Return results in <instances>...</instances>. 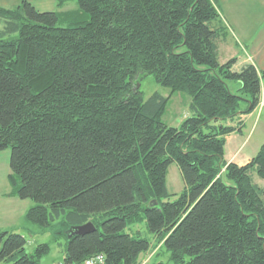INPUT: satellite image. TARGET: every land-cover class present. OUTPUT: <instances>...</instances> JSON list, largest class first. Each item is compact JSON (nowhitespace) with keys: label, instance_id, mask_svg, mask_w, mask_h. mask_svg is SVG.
<instances>
[{"label":"trees","instance_id":"1","mask_svg":"<svg viewBox=\"0 0 264 264\" xmlns=\"http://www.w3.org/2000/svg\"><path fill=\"white\" fill-rule=\"evenodd\" d=\"M67 1L77 8L0 6V150L10 149L11 194L34 203L27 220L61 225L67 262L100 253L105 264H140L158 247L173 264H264V142L246 163L224 159L225 136L260 104L264 68L220 63L215 0L57 8ZM149 73L167 96L143 97ZM178 92L189 114L173 126L161 116ZM172 163L185 186L170 200ZM88 221L94 231L68 234ZM26 244L0 228V261L41 264L50 253Z\"/></svg>","mask_w":264,"mask_h":264},{"label":"rangeland","instance_id":"2","mask_svg":"<svg viewBox=\"0 0 264 264\" xmlns=\"http://www.w3.org/2000/svg\"><path fill=\"white\" fill-rule=\"evenodd\" d=\"M247 1H252L254 4L258 1L264 3L262 0H246V2ZM261 10L264 16V6ZM3 25V21L0 19V28H2ZM238 33L239 31L236 27L234 28L228 25V35L230 36V39L233 40L234 46L240 52H242V44L245 39ZM232 35L236 36L237 39H235ZM11 37H15V35H12ZM138 84L144 98H148L155 92H159L163 96H167L169 93V88L160 85L155 80L154 74L151 73L144 74ZM262 84L264 89V79ZM190 99V96L183 92L172 94L170 99L167 101L165 106L166 109L161 116L162 120L169 125H178L184 116L189 114ZM263 104V101H261L258 106L259 109H255L253 111V115L248 116L246 121L243 123L242 131L238 132V134L236 133L237 138H239L237 147H240L239 149L242 151V153L250 152L252 154H256V152L259 150V145L264 142V107L263 110L262 108L260 109ZM231 148L232 145L230 146L229 144H226V152L224 154L225 159L230 157ZM9 155L10 149L0 150V214L3 212L2 210L5 209L3 220L0 216V223L6 227V230L22 234L27 240L26 248L30 250L33 249V247L38 243H48L50 247V253L41 258V264H50L51 262L60 261L65 249V239L62 237V235H60L61 225L58 224L55 228L53 227L52 231L46 230L40 225L30 222L26 218V210L34 204L32 200L28 198L20 199L16 195H14V197L11 199L1 197L2 192H4L8 187V181H6V179L7 174L10 172ZM166 175V186L170 194L169 199L171 200L176 198V195L184 188L185 185L175 163L170 164ZM259 182L264 184L263 180ZM140 225H142L143 235L150 236L149 232L146 230L145 223ZM53 234L57 235V237H54L55 235L53 236ZM56 238L58 240L55 241ZM157 261L162 262V264H173L169 259V253L158 247H153L148 252H146L142 256L140 264H152L153 262Z\"/></svg>","mask_w":264,"mask_h":264},{"label":"crops","instance_id":"3","mask_svg":"<svg viewBox=\"0 0 264 264\" xmlns=\"http://www.w3.org/2000/svg\"><path fill=\"white\" fill-rule=\"evenodd\" d=\"M21 1L22 0H0V6L10 7L16 5ZM27 1H29L37 11H48V12L54 10L69 11L77 8L75 1L65 2L61 6V8H57L56 5L57 0H27ZM262 1L264 2V0ZM215 3L218 12L220 14V19L216 21V25H220V24L224 25V31L221 34V38L218 39L217 41L218 59L220 63L226 62L230 58L234 57L236 59V62L233 64L232 67L233 69H239L245 63H251L254 65L255 69H257L258 71H262L264 68V16L261 9L263 8L264 3L258 1L254 4L252 1L246 2V0H215ZM227 24L230 25L231 27L234 28L236 27L239 31L238 34L244 37L245 41H243L242 44L243 46L242 52H240L234 46L233 40L230 39V36L228 35ZM234 38L237 39L236 36H234ZM261 89H262L261 101H263L264 103L263 84ZM263 107L264 104L260 107V109L262 108L263 110ZM253 111L247 114H242L238 118V120H241L242 123H244L248 116L253 115ZM241 131L231 132L225 136L226 142L224 149L226 147V144L227 145L229 144L230 146L232 145L230 151V157L226 159L224 157L225 160L234 161L236 163L243 164L249 161V159L252 157L251 155H255L250 152L242 153V151L239 149L240 147H237L239 138H237L236 133L238 134V132ZM6 181H8V179H6ZM11 193H12L11 187L8 181V187L4 192H2L1 197L11 199L14 197V194ZM2 211L3 212L0 214V216L2 217L3 220L5 215L4 212L5 209H3ZM0 228L2 230H6V227L3 226L2 223H0ZM0 264H4V263L0 261Z\"/></svg>","mask_w":264,"mask_h":264},{"label":"built area","instance_id":"4","mask_svg":"<svg viewBox=\"0 0 264 264\" xmlns=\"http://www.w3.org/2000/svg\"><path fill=\"white\" fill-rule=\"evenodd\" d=\"M50 264H105V256L103 254L98 253L85 258L81 262H77V261L67 262L61 260V261L51 262Z\"/></svg>","mask_w":264,"mask_h":264},{"label":"water","instance_id":"5","mask_svg":"<svg viewBox=\"0 0 264 264\" xmlns=\"http://www.w3.org/2000/svg\"><path fill=\"white\" fill-rule=\"evenodd\" d=\"M153 203H156V200H153ZM95 225L90 221L83 223L82 225H72L71 228L68 229V234H79L83 235V233H88L94 231Z\"/></svg>","mask_w":264,"mask_h":264}]
</instances>
